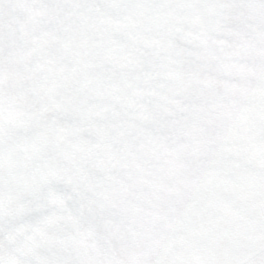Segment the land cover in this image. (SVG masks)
Returning <instances> with one entry per match:
<instances>
[{"label":"snow or ice","instance_id":"snow-or-ice-1","mask_svg":"<svg viewBox=\"0 0 264 264\" xmlns=\"http://www.w3.org/2000/svg\"><path fill=\"white\" fill-rule=\"evenodd\" d=\"M0 264H264V0H0Z\"/></svg>","mask_w":264,"mask_h":264}]
</instances>
